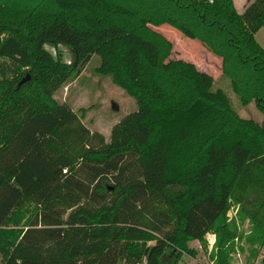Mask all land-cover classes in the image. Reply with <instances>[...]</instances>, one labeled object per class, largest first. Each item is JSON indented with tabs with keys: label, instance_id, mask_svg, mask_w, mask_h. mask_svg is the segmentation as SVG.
I'll return each instance as SVG.
<instances>
[{
	"label": "trees",
	"instance_id": "obj_1",
	"mask_svg": "<svg viewBox=\"0 0 264 264\" xmlns=\"http://www.w3.org/2000/svg\"><path fill=\"white\" fill-rule=\"evenodd\" d=\"M161 24L217 55L261 120L170 56ZM263 25L264 0L240 11L232 0H0V264L174 262L229 201L251 223L250 244L264 243ZM45 42L69 47L72 62ZM93 54L135 101L107 139L52 95Z\"/></svg>",
	"mask_w": 264,
	"mask_h": 264
},
{
	"label": "rangeland",
	"instance_id": "obj_2",
	"mask_svg": "<svg viewBox=\"0 0 264 264\" xmlns=\"http://www.w3.org/2000/svg\"><path fill=\"white\" fill-rule=\"evenodd\" d=\"M236 9L242 8L238 1ZM166 36L172 44L170 56L191 60L198 68L211 74L214 78L213 87L223 89L231 106L238 115L249 117L255 121L262 118L261 112L253 100L239 103L236 95L229 87L226 77L219 75L220 59L208 50L199 40L188 38L168 24L153 26ZM255 39L264 47V25L254 32ZM43 47L53 56L70 63L73 52L63 44L53 45L45 42ZM99 63L93 54L78 73L67 78L57 86L52 95L56 100L66 102L76 110L82 122L91 130L100 132L104 139L108 138L111 125L124 113L135 107V101L124 89L115 85L105 74L97 73L94 68ZM1 73L9 75L6 61L1 63ZM251 223L233 201H229L224 213L220 216L216 230L206 232L202 240L188 238L184 241L185 248L175 258L162 259V264H217L224 258L229 264H264V243L250 244L247 236ZM150 240L147 243L150 244ZM144 260L136 264H143Z\"/></svg>",
	"mask_w": 264,
	"mask_h": 264
},
{
	"label": "crops",
	"instance_id": "obj_3",
	"mask_svg": "<svg viewBox=\"0 0 264 264\" xmlns=\"http://www.w3.org/2000/svg\"><path fill=\"white\" fill-rule=\"evenodd\" d=\"M235 1H238V3H239V5L241 6V8H243L244 7V5L248 2V0H232V2H233V5H235L234 3H235ZM235 7V6H234ZM235 9H236V7H235ZM237 10V9H236ZM238 11V10H237ZM255 37V36H254Z\"/></svg>",
	"mask_w": 264,
	"mask_h": 264
},
{
	"label": "water",
	"instance_id": "obj_4",
	"mask_svg": "<svg viewBox=\"0 0 264 264\" xmlns=\"http://www.w3.org/2000/svg\"><path fill=\"white\" fill-rule=\"evenodd\" d=\"M23 80V78H21V80L20 81H22Z\"/></svg>",
	"mask_w": 264,
	"mask_h": 264
}]
</instances>
